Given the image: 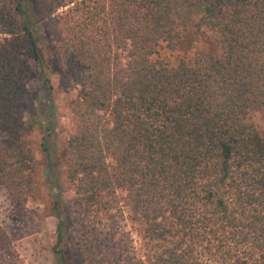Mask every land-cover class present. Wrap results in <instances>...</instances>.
Segmentation results:
<instances>
[{
	"label": "trees",
	"instance_id": "16d2710c",
	"mask_svg": "<svg viewBox=\"0 0 264 264\" xmlns=\"http://www.w3.org/2000/svg\"><path fill=\"white\" fill-rule=\"evenodd\" d=\"M192 28L216 34L221 53L204 43L193 62L153 59ZM46 44L80 87L57 263L264 264V134L249 120L264 108V0H0V187L12 203L33 193L25 112L31 62L52 90ZM126 212L144 227L143 254L120 231ZM12 242L0 222V254Z\"/></svg>",
	"mask_w": 264,
	"mask_h": 264
},
{
	"label": "rangeland",
	"instance_id": "374dc122",
	"mask_svg": "<svg viewBox=\"0 0 264 264\" xmlns=\"http://www.w3.org/2000/svg\"><path fill=\"white\" fill-rule=\"evenodd\" d=\"M41 2L33 0L34 8L39 9ZM204 43L221 53L222 45L216 34L192 28L179 49L171 50L163 43L153 59H162L173 65L178 64L181 58L193 62L196 48ZM48 47L44 45L42 55L52 90L48 92L43 78L35 72V63L31 62L29 108L25 112L27 137L37 159L33 193L24 203H12L5 188L0 187V222L13 238L12 244L0 254V264H58L53 251L59 222L54 210L56 195L60 193L62 205H66L74 194L67 178L65 145L68 137L80 129L79 115L73 110V104L80 97V87L58 63V52ZM249 120L264 134V108L254 111ZM45 141L51 151L49 159L43 149ZM52 172L56 177H52ZM119 224L120 231L132 246L133 254L140 255L149 249L143 225L132 220L128 212L119 217ZM68 232L74 244L78 239V228L69 225ZM72 254H79L74 245ZM81 262L84 264V261Z\"/></svg>",
	"mask_w": 264,
	"mask_h": 264
}]
</instances>
